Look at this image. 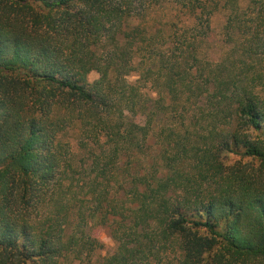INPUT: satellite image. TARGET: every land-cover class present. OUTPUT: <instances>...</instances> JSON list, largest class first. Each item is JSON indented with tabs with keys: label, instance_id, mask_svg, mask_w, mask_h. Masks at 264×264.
Returning <instances> with one entry per match:
<instances>
[{
	"label": "trees",
	"instance_id": "16d2710c",
	"mask_svg": "<svg viewBox=\"0 0 264 264\" xmlns=\"http://www.w3.org/2000/svg\"><path fill=\"white\" fill-rule=\"evenodd\" d=\"M0 264H264V0H0Z\"/></svg>",
	"mask_w": 264,
	"mask_h": 264
},
{
	"label": "rangeland",
	"instance_id": "374dc122",
	"mask_svg": "<svg viewBox=\"0 0 264 264\" xmlns=\"http://www.w3.org/2000/svg\"><path fill=\"white\" fill-rule=\"evenodd\" d=\"M224 23V17L223 15L219 14L213 18L212 21V36L209 39L210 43V52L213 58H218L221 55V50L225 48V46L222 47V26ZM226 49H229L227 47ZM98 77V73L96 71H91L88 74V80L93 81ZM135 77L130 76L128 79L130 81H133ZM73 132H69V134L65 137L66 139H69L70 141H73L72 137ZM74 146V144H73ZM78 152V151H76ZM80 153V152H79ZM92 233L94 236H96L104 245L103 249L98 251L94 255V259H97L99 261L102 260V257L107 255L109 252H111L114 248V241L109 236L107 229L104 227H95L92 230Z\"/></svg>",
	"mask_w": 264,
	"mask_h": 264
}]
</instances>
